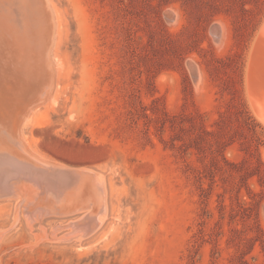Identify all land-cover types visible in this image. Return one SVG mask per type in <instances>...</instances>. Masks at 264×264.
<instances>
[{"label": "rangeland", "instance_id": "rangeland-1", "mask_svg": "<svg viewBox=\"0 0 264 264\" xmlns=\"http://www.w3.org/2000/svg\"><path fill=\"white\" fill-rule=\"evenodd\" d=\"M263 22L264 0H0V264H264Z\"/></svg>", "mask_w": 264, "mask_h": 264}, {"label": "bare ground", "instance_id": "bare-ground-1", "mask_svg": "<svg viewBox=\"0 0 264 264\" xmlns=\"http://www.w3.org/2000/svg\"><path fill=\"white\" fill-rule=\"evenodd\" d=\"M26 19H27V17H26ZM29 21V20H28ZM27 22V21H26ZM25 26H26V24H25ZM28 27H26V29H27ZM30 29V28H29ZM29 29H27V30H29ZM29 32V31H28ZM30 33V32H29ZM56 33V32H55ZM49 39V38H48ZM47 39V40H48ZM29 41V40H28ZM49 43H50V40H49ZM47 45V44H46ZM31 46V45H30ZM32 47V46H31ZM48 47V49H49V45L47 46ZM47 49V50H48ZM29 50L31 51V48L29 47ZM22 51V50H21ZM29 51V52H30ZM32 52V51H31ZM30 52V53H31ZM51 52H52V50H51ZM23 53H24V51H23ZM27 53L28 52H26L25 51V55H27ZM29 54V53H28ZM29 56V55H28ZM31 56V55H30ZM42 56H43V54H42ZM54 56V55H53ZM48 57V56H47ZM50 57V56H49ZM57 58V57H56ZM29 59V58H28ZM51 60V59H50ZM48 61H49V59H48ZM47 61V62H48ZM21 62V61H20ZM27 63H28V61H27ZM26 62H25V64H27ZM54 63H55V61H54ZM47 64H49V63H47ZM247 65H246V73H245V82H246V90H247V94H248V98H249V101H250V103H251V105H252V107L254 108V110H255V112H256V114H257V116H258V118L260 119V120H262L263 122H264V22L262 23V25H261V27L259 28V30H258V32H257V34H256V36H255V39H254V41H253V43H252V46H251V50H250V53H249V57H248V61H247V63H246ZM50 67H51V65H49ZM28 69V68H27ZM57 69V68H56ZM51 70V69H50ZM52 70H54V69H52ZM49 71V70H48ZM55 72H56V70H55ZM27 73V72H26ZM42 73V72H41ZM49 73V72H48ZM48 73H47V76L45 77V82H42V81H44L43 79H42V77H41V82L39 81V83L40 84H42V83H44V84H47L46 86L48 87V90H46V91H49V89L51 90L52 88H53V85H52V83H53V80H54V78L53 77H57V76H54V74H53V80L51 79V77L50 76H52L51 74L52 73H49V75H48ZM29 80V79H28ZM56 80V79H55ZM21 81V80H20ZM29 82V81H28ZM56 82V81H55ZM24 84H25V80H24ZM23 84V85H24ZM28 85H29V83H27ZM57 84V83H56ZM27 85V86H28ZM51 85H52V87H51ZM30 86V85H29ZM45 86V85H44ZM51 88H50V87ZM56 86V85H55ZM21 87H25V86H22L21 85ZM39 87V86H38ZM23 88H21V90L23 89ZM26 88V87H25ZM37 89H39V88H37ZM15 90V89H14ZM44 90V89H43ZM25 92V91H24ZM52 92V91H51ZM20 93V92H19ZM33 93V92H32ZM38 93V92H37ZM22 94H24L23 92H22ZM45 94V93H44ZM43 94V95H44ZM37 95V94H36ZM53 95V94H52ZM20 96H22V95H20ZM32 96V95H31ZM31 96H29V97H31ZM40 96H42V95H40ZM46 96V95H45ZM18 97H19V95H18ZM18 97H16V98H18ZM49 97H51V96H49ZM35 98V97H34ZM33 98V99H34ZM21 99V98H20ZM32 99V100H33ZM38 99V98H37ZM37 99H35L36 100V102H38L37 101ZM43 100V99H42ZM17 101H18V99H17ZM16 101V102H17ZM26 101H28V100H26ZM31 101V100H30ZM34 101V100H33ZM32 101V102H33ZM32 102H31V105H33L32 104ZM33 103H35V102H33ZM30 104V103H29ZM31 105H28V108H29V106L31 107ZM18 121H19V119H18ZM14 130H13V132H15V128H13ZM17 129L18 128H16V131H17ZM15 133H17V132H15ZM25 133V132H24ZM15 135V134H14ZM17 138V137H16ZM7 139V137L5 138V140ZM25 144V143H24ZM6 146V145H5ZM14 148H16V146L14 147ZM18 148V147H17ZM3 149H4V147H3ZM28 149V148H27ZM6 151V153H12L11 151H9L8 152V150L7 149H5ZM10 150V149H9ZM19 150V149H18ZM16 151V150H15ZM21 151V150H20ZM19 151V152H20ZM32 151V150H31ZM3 152H4V150H3ZM5 153V154H6ZM25 153V152H24ZM2 154H4V153H2ZM13 154V153H12ZM25 155H27V154H25ZM0 156H1V154H0ZM24 156V155H23ZM36 156H38V155H36ZM42 156V155H41ZM4 157V156H3ZM2 157V158H3ZM6 157V156H5ZM24 158H25V160H26V163L25 162H23V160H24ZM24 158H22L21 160H18V159H13L12 161H11V164H12V166H14V167H16V168H25V169H29V170H31V168L32 167H34L33 166V164L35 163V161L34 160H32V161H28L29 159H26V157H24ZM41 158V157H40ZM5 159V158H4ZM31 159V158H30ZM43 160V159H42ZM7 162V161H6ZM47 162V161H46ZM9 164V163H8ZM39 165V164H36L35 163V167H37V166ZM43 167H45V164H43L42 165ZM7 167V166H6ZM63 167V166H62ZM48 168H49V166H48ZM64 168V167H63ZM62 168V169H63ZM62 169H59V168H57V171L56 170H54V171H51L52 172V176H54L55 178H58V179H61V180H64V182L65 181H67L66 179H65V177L67 178V176H68V171H66L67 170V168H66V170H62ZM0 170H2V168L0 169ZM11 170V169H10ZM29 170H28V172H26V170H24L25 172V174L24 175H30V177L32 178V179H34L36 182H41V184L43 185V184H45L44 183V181H43V179L42 180H40L39 179V177L41 176H44V175H46L47 173H44L43 174V172L42 171H40V170H33L32 172L30 171L29 172ZM44 170V169H43ZM8 171V170H7ZM59 171V172H58ZM23 172V171H22ZM69 172H71V171H69ZM1 174V173H0ZM73 174V173H72ZM36 175V176H35ZM40 175V176H39ZM50 175V174H49ZM2 176V175H1ZM0 176V188L5 192V191H7V185H9V183H8V181H2L3 179H2V177ZM70 176V175H69ZM75 177H76V175H75ZM81 177V176H80ZM45 178V177H44ZM71 178H73V177H71ZM82 178V177H81ZM48 179V178H47ZM82 180V179H81ZM49 181H50V179H49ZM53 181V180H52ZM80 181V180H79ZM56 182V181H55ZM55 182H53V183H55ZM68 182V181H67ZM67 182H65V183H62L63 185H61L62 187L64 186V184H67V186L69 185V183H67ZM70 182V181H69ZM78 182V181H77ZM50 184V186L52 185H54V184H52L51 182H49ZM79 183V182H78ZM37 184V183H36ZM40 184V185H41ZM73 184V183H72ZM48 185V186H49ZM74 185V184H73ZM79 185V184H78ZM96 185V184H95ZM56 186V185H55ZM66 186V187H67ZM71 186V185H70ZM24 187V186H23ZM43 187V186H42ZM57 187V186H56ZM56 187H54V188H56ZM65 187V188H66ZM72 187H74V186H72ZM51 188V187H50ZM60 188V187H59ZM64 188V187H63ZM64 188V189H65ZM0 189V190H1ZM58 189V188H57ZM69 190H70V187L68 188ZM71 189H74V188H71ZM68 191V190H67ZM74 191H75V189H74ZM76 191H78V190H76ZM57 192V191H56ZM60 192H62L61 190H60ZM59 192V193H60ZM85 193V192H84ZM7 194V193H6ZM25 194V193H24ZM28 196V195H27ZM58 196H60V195H58ZM63 196H64V194H63ZM29 197V196H28ZM62 197V196H61ZM106 197V196H105ZM26 198V197H25ZM27 201V200H26ZM28 202V201H27ZM106 204V203H105ZM107 207V206H106ZM104 208V207H103ZM107 210V209H106ZM34 213H35V211H34ZM36 213H39V211H37ZM103 213H105V212H103ZM43 214H46V213H43ZM42 214V215H43ZM51 214V213H50ZM99 214H100V212H99ZM98 214V215H99ZM103 216H106L105 214L103 215ZM102 215L100 216V217H98L99 218V221H102L101 219H102V217H103ZM29 217V216H28ZM31 217V216H30ZM36 217V216H35ZM34 217V218H35ZM104 218V217H103ZM28 219V218H27ZM38 219V218H37ZM28 221H31V219L30 220H28ZM97 225V224H96ZM98 225H99V223H98ZM98 227V226H97ZM96 227V228H97ZM95 228V229H96ZM6 229V228H5ZM3 230V229H2ZM92 231H93V229H92ZM77 232V231H76ZM81 232V231H80ZM75 233V232H74ZM73 234V233H72ZM80 234V233H79ZM78 234V235H79ZM67 235V234H66ZM65 235V236H66ZM71 235V234H70ZM74 235V234H73ZM87 235V234H86ZM68 236V235H67ZM77 236V235H76ZM75 237V236H74Z\"/></svg>", "mask_w": 264, "mask_h": 264}]
</instances>
